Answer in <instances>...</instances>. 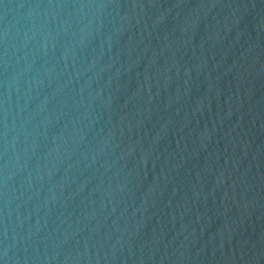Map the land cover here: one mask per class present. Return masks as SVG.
I'll list each match as a JSON object with an SVG mask.
<instances>
[{
  "label": "water",
  "instance_id": "obj_1",
  "mask_svg": "<svg viewBox=\"0 0 264 264\" xmlns=\"http://www.w3.org/2000/svg\"><path fill=\"white\" fill-rule=\"evenodd\" d=\"M0 264H264V0H0Z\"/></svg>",
  "mask_w": 264,
  "mask_h": 264
}]
</instances>
